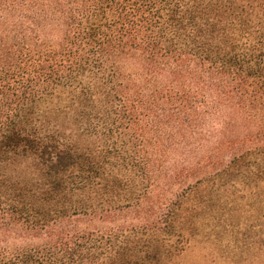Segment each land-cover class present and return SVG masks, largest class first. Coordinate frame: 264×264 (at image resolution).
<instances>
[{
	"label": "trees",
	"instance_id": "trees-1",
	"mask_svg": "<svg viewBox=\"0 0 264 264\" xmlns=\"http://www.w3.org/2000/svg\"><path fill=\"white\" fill-rule=\"evenodd\" d=\"M251 221L264 0H0V264H172Z\"/></svg>",
	"mask_w": 264,
	"mask_h": 264
},
{
	"label": "rangeland",
	"instance_id": "rangeland-1",
	"mask_svg": "<svg viewBox=\"0 0 264 264\" xmlns=\"http://www.w3.org/2000/svg\"><path fill=\"white\" fill-rule=\"evenodd\" d=\"M250 224L234 233L201 224L190 246L172 264H264L263 224Z\"/></svg>",
	"mask_w": 264,
	"mask_h": 264
}]
</instances>
